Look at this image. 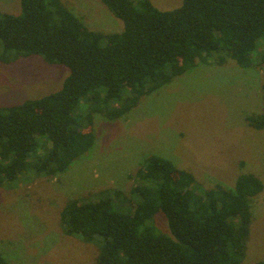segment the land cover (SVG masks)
<instances>
[{
	"label": "trees",
	"instance_id": "1",
	"mask_svg": "<svg viewBox=\"0 0 264 264\" xmlns=\"http://www.w3.org/2000/svg\"><path fill=\"white\" fill-rule=\"evenodd\" d=\"M102 1L120 30L90 28L63 0L0 9V62L35 55L69 68L60 89L0 106V186L31 172H64L93 146L96 113L124 115L198 64L230 58L248 68L259 40L264 63V0H183L172 10L150 0ZM248 120L264 128V114ZM134 177L131 195L101 190L94 200L70 199L61 212L67 234L98 247V264H240L246 257L251 200L264 189L259 176L242 173L233 189H203L192 172L151 155ZM160 213L169 232L157 224ZM0 264L9 263L0 255Z\"/></svg>",
	"mask_w": 264,
	"mask_h": 264
},
{
	"label": "rangeland",
	"instance_id": "2",
	"mask_svg": "<svg viewBox=\"0 0 264 264\" xmlns=\"http://www.w3.org/2000/svg\"><path fill=\"white\" fill-rule=\"evenodd\" d=\"M172 10L183 0H150ZM94 29L120 30L122 21L102 0H63ZM4 12H18L20 0H0ZM259 40L252 66L230 58L201 63L144 95L129 112L114 119L96 113L93 146L57 175L34 172L0 186V255L9 264H98L99 249L64 230L61 212L70 199L109 191L132 194L136 171L147 157L160 155L192 172L203 189L235 188L242 173L264 182V128L250 115L264 114V63ZM65 65L31 55L0 62V106H11L60 89ZM87 131V129H86ZM251 233L240 264L264 260V189L252 197ZM160 228L169 232L163 213Z\"/></svg>",
	"mask_w": 264,
	"mask_h": 264
}]
</instances>
